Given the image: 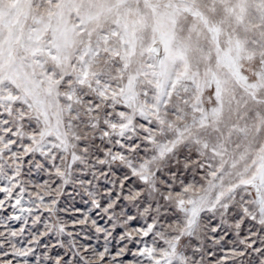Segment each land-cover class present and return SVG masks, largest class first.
Segmentation results:
<instances>
[{"label": "snow or ice", "instance_id": "1", "mask_svg": "<svg viewBox=\"0 0 264 264\" xmlns=\"http://www.w3.org/2000/svg\"><path fill=\"white\" fill-rule=\"evenodd\" d=\"M0 264H264V0H0Z\"/></svg>", "mask_w": 264, "mask_h": 264}]
</instances>
